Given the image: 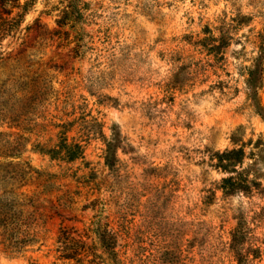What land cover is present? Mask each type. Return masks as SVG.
<instances>
[{"label":"rangeland","instance_id":"rangeland-1","mask_svg":"<svg viewBox=\"0 0 264 264\" xmlns=\"http://www.w3.org/2000/svg\"><path fill=\"white\" fill-rule=\"evenodd\" d=\"M21 4L0 0V264H54L62 231L102 264H237L264 197L225 195L212 154L243 148L264 183V0Z\"/></svg>","mask_w":264,"mask_h":264},{"label":"trees","instance_id":"trees-1","mask_svg":"<svg viewBox=\"0 0 264 264\" xmlns=\"http://www.w3.org/2000/svg\"><path fill=\"white\" fill-rule=\"evenodd\" d=\"M19 11L16 17L20 22L25 16V4H21V0H17ZM13 29L0 28V40L11 35ZM256 158L261 156L259 153H253ZM255 158V157H254ZM245 150L243 148H232L218 150L212 154V162L214 165L228 173L223 177L219 188L225 195H234L240 192L241 194L251 198L254 196L264 197V183L260 177L261 169L254 168L252 165L245 166ZM13 173V172H11ZM8 174V173H7ZM1 178H6V175H0ZM258 224L264 222V206H260V210H253L251 214L242 212L238 217L237 226L230 234L229 251L237 264H247L250 256L258 257L262 254V247L258 241H249L250 230L253 228L250 223ZM114 243L116 237L113 238ZM101 245L106 246L108 237L101 235L98 237ZM56 261L62 264H102L104 262L103 254L96 252V238L90 235H84L78 232H60L57 237ZM112 259L119 260L118 252L113 248ZM28 264H40L36 260H30Z\"/></svg>","mask_w":264,"mask_h":264}]
</instances>
